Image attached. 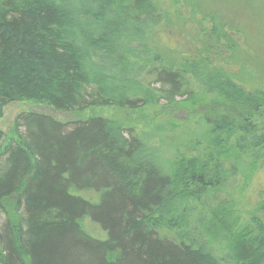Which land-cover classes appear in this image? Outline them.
Listing matches in <instances>:
<instances>
[{
	"label": "trees",
	"instance_id": "16d2710c",
	"mask_svg": "<svg viewBox=\"0 0 264 264\" xmlns=\"http://www.w3.org/2000/svg\"><path fill=\"white\" fill-rule=\"evenodd\" d=\"M164 14L155 0H0V119L11 104L73 118L31 109L0 148V264H264V202L242 223L230 200L239 174H213L214 156H203L180 191L189 164L174 155L192 140L169 150L115 112L97 114L162 102L197 111L208 80H218L220 100L204 114L223 115L197 130L229 139L240 131L242 166L250 178L264 173V128L252 121L264 95L250 102L225 76L207 77L208 60L181 45L179 62H167L144 34ZM87 110L97 111L74 118ZM240 119L246 126L232 125ZM5 136L0 129V145Z\"/></svg>",
	"mask_w": 264,
	"mask_h": 264
},
{
	"label": "rangeland",
	"instance_id": "374dc122",
	"mask_svg": "<svg viewBox=\"0 0 264 264\" xmlns=\"http://www.w3.org/2000/svg\"><path fill=\"white\" fill-rule=\"evenodd\" d=\"M155 2L166 14H164L166 18L151 21L145 28V33L147 43L151 47H156L153 43H157V51L162 52L167 62H179L181 57L173 50L181 45L185 51L193 52L196 57L202 56L208 60L210 73L208 72L207 77H211L216 72L219 77L225 76L245 92L250 102H255L259 96L264 95V0H155ZM215 36L221 41H216ZM152 80L153 78L148 79L149 82ZM217 86H219L218 80L209 79L205 97L198 99V104H207L214 101V98L220 100V92L215 89ZM162 104L152 103L140 110L125 111V113L106 108L97 114L109 118L115 112V120L126 126L136 127L156 142L165 140L171 146L169 150L175 149V144L182 145L192 140L190 147L184 144L180 147V154L174 155L176 161L182 155L189 164L187 171H180L178 181L180 191L186 189V186H193L191 173L193 169L199 167L196 160H203V156H214V160L208 163V168L213 174L217 172L219 166L234 170L239 175H237L234 195L230 200L235 201L234 210L243 223L250 211L258 203L264 202V173H256L250 178L249 170L247 168L245 170L242 166L240 154L234 147L236 138L241 132L229 139L227 137L230 134L215 135L198 131L197 128L207 117L221 119L223 112L207 115L204 114L203 105L197 111L188 112L174 107H164ZM30 108L39 110V107ZM30 108L19 104H11L5 108L4 116L0 119V129L6 135L5 141L0 145L2 150L14 140V127L18 118L31 111ZM246 108L244 107L243 110ZM40 109L42 112L45 108L40 107ZM93 112L87 110L81 115L74 114V118L76 120L89 118ZM57 119L62 122L68 121L64 116ZM246 119L231 123L241 128L246 126L244 124ZM252 121L264 128V105ZM19 129L24 133V128ZM193 130L197 135L190 138V132ZM225 139L228 140L224 142ZM3 164L4 159L0 160V167ZM180 165L177 166V171ZM256 215L263 218L264 210ZM4 224L5 215L0 212V229ZM97 232L98 228L92 229V233Z\"/></svg>",
	"mask_w": 264,
	"mask_h": 264
},
{
	"label": "bare ground",
	"instance_id": "6f19581e",
	"mask_svg": "<svg viewBox=\"0 0 264 264\" xmlns=\"http://www.w3.org/2000/svg\"><path fill=\"white\" fill-rule=\"evenodd\" d=\"M144 21L146 22V24L149 22V21L147 22V19H146V18H145ZM137 32H138V31H137ZM144 34H145V36H147L146 33H145V30H144ZM140 44H141V42H139V41L136 40V41H135V44H131V45H132V48H133V47H136V48H137ZM153 44H154V43H153ZM134 45H135V46H134ZM154 46H156V45H154ZM154 48H157V49H158V46H156V47H154ZM19 105H20V104H19ZM21 106H22V105H21ZM27 107H28V106H27ZM28 108H30V107H28ZM30 109H31V108H30ZM32 110H33L34 112H41V111H40V110H41L40 107H39V111H38V110L35 111L34 109H32ZM56 112H57V111H56ZM41 113L45 114V113H44V110H43ZM47 113H48V114H45V115H50V116H52V115H51V110H50V109L47 111ZM58 113H62V112H58ZM63 114H64V113H63ZM65 116H66V119H69L70 121H73V118H72V116H71L70 114H65ZM65 116H64V117H65ZM52 117H53V116H52ZM58 117H60V116H58ZM58 117H54V118H58ZM0 240H1V238H0Z\"/></svg>",
	"mask_w": 264,
	"mask_h": 264
},
{
	"label": "water",
	"instance_id": "95a60500",
	"mask_svg": "<svg viewBox=\"0 0 264 264\" xmlns=\"http://www.w3.org/2000/svg\"><path fill=\"white\" fill-rule=\"evenodd\" d=\"M50 110H51V115H52L53 117L65 116V114H63V113H58V112H56L55 109H50ZM38 111H39V110H38ZM47 111H48V108H45V109H44V113H45V114H48ZM65 117H66V116H65Z\"/></svg>",
	"mask_w": 264,
	"mask_h": 264
}]
</instances>
